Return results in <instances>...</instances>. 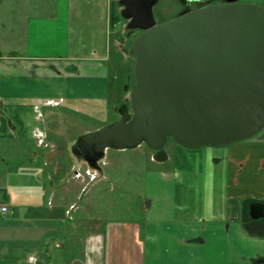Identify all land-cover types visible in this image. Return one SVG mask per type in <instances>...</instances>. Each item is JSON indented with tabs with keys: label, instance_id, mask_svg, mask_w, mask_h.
Returning <instances> with one entry per match:
<instances>
[{
	"label": "crops",
	"instance_id": "1",
	"mask_svg": "<svg viewBox=\"0 0 264 264\" xmlns=\"http://www.w3.org/2000/svg\"><path fill=\"white\" fill-rule=\"evenodd\" d=\"M63 7L64 13L61 10L47 18L56 28L61 20H69L70 5ZM105 22L110 25L108 14ZM61 42L50 38L52 48L56 44L63 50L59 54L0 52V139L16 148L11 153L16 156L7 158L16 165L0 174V205L13 211L0 212V264H137V258H142L143 264L146 260L150 264H264V215H250L253 203L264 204V138L224 145L220 152L215 149L218 155L211 161L216 169L209 170L215 182L210 186V200L206 204L185 203L178 198L177 189L170 204L147 202L144 210L166 214L167 219L152 214L143 230L130 220L105 225L94 208L79 218L70 215L80 206L71 196L82 192L89 166L73 154L63 165L57 157L60 143L42 138L48 136L52 117L76 113L106 121L112 106H117L127 91L120 100L111 101L110 80H117L118 75L112 77L113 60L102 52L107 41L99 52L92 45L88 54L79 55L67 53L66 41ZM41 147L44 151H37ZM177 147L185 159H195L197 150ZM7 161L2 159L4 164ZM179 169L173 174L183 183L200 180L204 173L200 170L198 176ZM96 170L103 174L100 165ZM221 172V183H217ZM59 173L56 178L66 180L61 192L42 202L40 179H52ZM66 214L77 222L75 225H86L90 230L84 235L46 231L56 225L50 217L62 222ZM41 227L45 230H39ZM73 242L76 246L72 249Z\"/></svg>",
	"mask_w": 264,
	"mask_h": 264
},
{
	"label": "water",
	"instance_id": "2",
	"mask_svg": "<svg viewBox=\"0 0 264 264\" xmlns=\"http://www.w3.org/2000/svg\"><path fill=\"white\" fill-rule=\"evenodd\" d=\"M157 0H119L132 40L134 83L118 118L80 134L72 154L99 168L107 148L150 150L168 137L195 149L224 146L264 128V7L240 0H180L156 23ZM250 215H264L253 203Z\"/></svg>",
	"mask_w": 264,
	"mask_h": 264
},
{
	"label": "rangeland",
	"instance_id": "3",
	"mask_svg": "<svg viewBox=\"0 0 264 264\" xmlns=\"http://www.w3.org/2000/svg\"><path fill=\"white\" fill-rule=\"evenodd\" d=\"M240 1L251 2L264 7V0ZM65 4L70 5L69 20H61L56 28L55 25H51V20L48 21L47 18H53L61 10L64 13L63 5ZM112 5L121 19L114 26H108L105 18L108 14V20H110ZM181 7L180 0H157L153 6L156 23L173 18L178 14ZM120 11L119 0H0V52L3 55H10L14 52L32 55L61 53L63 50L60 49V46L55 44L53 48L51 47L50 38H52L58 44L61 40L66 41L67 53L79 55L80 53L88 54L92 45L93 50L97 48V52H99L102 47H105L107 41L108 43L102 52L104 55L108 54L110 60H113L110 67L112 74H114L112 77L118 75L117 80H110V98L111 101L116 102L121 99L125 90L127 91L126 97L129 95V90L134 83V58L128 50L132 40L140 32L138 29L127 28V20L121 16ZM103 29L104 34H101ZM102 41L104 45L101 44ZM127 63L130 69H126ZM115 107L112 106L109 116L104 122L89 120V117L76 113L59 116V118L52 117L53 122L48 125V136L42 139L51 138L60 143L59 150L61 153L57 157L65 165V161L72 154L71 144L80 134L91 131L87 130L89 127L95 125L99 128L118 118ZM263 138L264 128L249 139ZM2 142H7V140L0 139V174L6 168L11 171L10 168L16 165L14 162L7 161L9 155H12L11 153L15 152L16 148H10V143L6 145ZM177 146L186 150L173 139H167L164 146L158 150H150L145 144L132 149L107 148L103 159L99 162L103 174L101 175L94 168L86 169L88 173L86 176L89 177H87V181L85 180L86 184L83 182L84 184L81 186L82 192L79 191L78 194L77 191L71 196L75 201L74 203L80 206L73 210L70 215L79 218L80 215L84 216L85 213H89L94 208V213L105 225L113 220H130L131 223H139L141 230H143L144 222L152 214V217L162 218H165L166 215L144 210L143 205L147 202L170 204L174 201V193L177 189L179 190L178 198L182 202L198 204L203 201V204H206L211 197L209 194L211 192L210 186L215 184L214 180L210 179L212 175L209 173V170L216 169L211 157L218 155L215 149L220 152L223 146L205 145L195 148L197 154L194 160L185 159L184 155L175 149ZM44 149L41 147L37 151L43 152ZM185 152L183 151V153ZM180 154L182 155L180 156ZM12 156H16V154ZM3 158L8 162L7 164L2 162ZM179 167L180 172L184 173L193 171L198 176L202 174L199 172L200 170L204 173L200 176V180L194 178L193 181L190 179L184 184L181 179L177 180L178 175L175 177L173 174V170ZM205 172L206 175H204ZM59 175L60 173L54 175L52 179H40L44 188V194L40 199L42 202L46 203L53 194H55L54 197H58L62 186L65 185L63 183L66 181L57 179L56 177ZM218 175H220V179H217V183L222 179V172ZM180 176L182 177V175ZM34 181L32 180V182ZM70 181L68 180V182ZM199 182L203 185L202 187H200ZM49 184L50 188H48ZM52 184H54L53 188H51ZM216 195L218 196L217 193ZM6 200L7 203L12 202L9 199ZM26 201L29 202L30 200L26 199ZM83 208H87V212ZM66 215L62 222L58 218L50 217L49 219L54 221L52 225H56L46 231L53 229L56 232L67 230L68 233H73V231H77L76 234L84 235L90 230L86 225H75L77 222L70 219L68 214ZM33 226L35 225L33 224ZM71 228H75V230H71ZM39 230L45 229L41 227ZM73 243L72 249L76 246V243ZM135 261L137 264H143L142 258H137ZM146 264H150V262L146 260Z\"/></svg>",
	"mask_w": 264,
	"mask_h": 264
},
{
	"label": "trees",
	"instance_id": "4",
	"mask_svg": "<svg viewBox=\"0 0 264 264\" xmlns=\"http://www.w3.org/2000/svg\"><path fill=\"white\" fill-rule=\"evenodd\" d=\"M120 15L116 12L115 10V7L112 5L111 7V10H110V20H109V23L111 26H114V24L117 22V21H120ZM118 61H121V60H118ZM126 69H130L129 68V64H126ZM120 77V75H119ZM168 139H171L170 137H168Z\"/></svg>",
	"mask_w": 264,
	"mask_h": 264
},
{
	"label": "built area",
	"instance_id": "5",
	"mask_svg": "<svg viewBox=\"0 0 264 264\" xmlns=\"http://www.w3.org/2000/svg\"><path fill=\"white\" fill-rule=\"evenodd\" d=\"M77 174H78V173H77ZM0 212H2V213H5V212H6V213H7V212H8V213H12L13 211H12V210H9L8 207H7L6 205H2V204H1V205H0Z\"/></svg>",
	"mask_w": 264,
	"mask_h": 264
},
{
	"label": "flooded vegetation",
	"instance_id": "6",
	"mask_svg": "<svg viewBox=\"0 0 264 264\" xmlns=\"http://www.w3.org/2000/svg\"><path fill=\"white\" fill-rule=\"evenodd\" d=\"M217 2H223V0H212V3H217ZM123 7H122V5H121V9H122ZM182 8V7H181ZM181 10V9H180ZM179 10V11H180ZM179 13V12H178ZM127 88V87H126Z\"/></svg>",
	"mask_w": 264,
	"mask_h": 264
}]
</instances>
